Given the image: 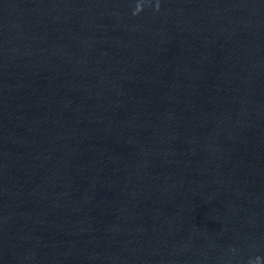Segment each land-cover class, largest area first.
Segmentation results:
<instances>
[{
  "label": "water",
  "instance_id": "obj_1",
  "mask_svg": "<svg viewBox=\"0 0 264 264\" xmlns=\"http://www.w3.org/2000/svg\"><path fill=\"white\" fill-rule=\"evenodd\" d=\"M0 264H264V0H0Z\"/></svg>",
  "mask_w": 264,
  "mask_h": 264
}]
</instances>
